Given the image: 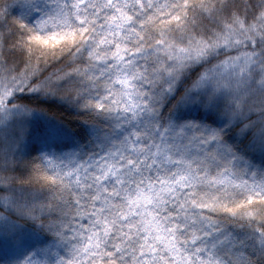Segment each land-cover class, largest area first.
Segmentation results:
<instances>
[{
	"label": "snow or ice",
	"instance_id": "6c2138e0",
	"mask_svg": "<svg viewBox=\"0 0 264 264\" xmlns=\"http://www.w3.org/2000/svg\"><path fill=\"white\" fill-rule=\"evenodd\" d=\"M0 264H264V0H0Z\"/></svg>",
	"mask_w": 264,
	"mask_h": 264
}]
</instances>
